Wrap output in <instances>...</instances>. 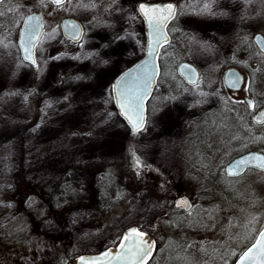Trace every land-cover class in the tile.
Segmentation results:
<instances>
[{
	"label": "rangeland",
	"instance_id": "obj_1",
	"mask_svg": "<svg viewBox=\"0 0 264 264\" xmlns=\"http://www.w3.org/2000/svg\"><path fill=\"white\" fill-rule=\"evenodd\" d=\"M108 2L111 0H105V3ZM205 2L212 4L213 11L223 9L228 15L200 13L199 7ZM118 3L125 8L128 6L126 0H118ZM186 4L197 8V11L186 10ZM63 9L77 16L83 22L88 36L95 39H86L85 47L81 48L74 42L64 40L59 32L44 51H37L38 59L64 54L60 59L48 60L42 74L35 66L17 71L10 50L0 43V178L16 183L20 192L26 191L28 178L33 187L27 192L28 196L36 198L35 206H29L31 211L25 208L27 212L9 204L8 195L0 191V201H3L0 203V264H56L59 263L63 247L69 253L99 250L109 241L116 243L123 228L135 222L141 223V228L156 231L157 218L168 213L164 206L156 202L162 201L165 193L164 187L159 186L160 178L156 176V169L157 172L172 173L178 191L189 196L193 203L191 212L176 214L178 218L175 222H179V225L169 227L174 229L171 233L174 241H180L172 253L176 264H225L226 260L229 264L233 258L230 251L240 250L242 241H249L254 234L252 228L259 229L263 224L264 195L252 194L246 184L254 182L255 188H264V175L249 172L241 178L223 179L224 174L219 172L233 155L224 159L231 152L227 149L228 144L216 152L210 142L201 140L195 148L186 150L187 141H182L188 132L184 128L185 122L197 113L215 108L219 100L217 96L207 94L200 103L197 100L201 98L192 88L181 85L183 91L186 87L192 90L176 95L180 99L164 98L174 96L167 87L170 77L168 71L169 67L175 68L178 60L193 58L200 65L208 88L212 89L217 83L216 73L224 55L229 56L233 52V58L242 60L253 73L250 89L264 92V54L257 52L254 45H247L252 29L258 28L264 33V0L180 2L178 18L170 26V29L179 31L173 34L172 41L161 52L163 67L169 66L160 77V86L165 92L156 91L152 94L147 103V130H141L140 133L131 131L123 116L116 124H101L105 105L99 99L93 102L91 97L85 102L76 87L79 81L69 79L64 85L56 82L65 76L77 75L85 67L94 70L91 58L77 59L75 54L85 49L91 51L92 48H99L101 36L111 31L106 26H96L93 20V16L99 18L104 15L103 8L99 11L83 8L69 11L66 5ZM251 12L253 23L250 21ZM240 13L242 17L248 14L249 22L238 38L239 43H236L234 39H228L234 29L227 27L230 16L236 17ZM115 15L119 17L118 13ZM58 18L55 17L54 23L58 22ZM21 19L20 12H0V41L6 36L17 39V21ZM45 19L46 31L56 28L54 23H50L54 20L49 17ZM121 23L127 27L126 20H118L117 31ZM132 29L142 32L143 22H134ZM205 41L207 44L203 43ZM254 60L257 61L256 66L252 65ZM132 63L122 61L120 67L123 69ZM248 84L245 82L242 88ZM25 92L31 93L28 96L29 103L28 98L25 99L21 94ZM69 92L72 93L71 107L59 99ZM50 100L53 103L49 104ZM34 128L36 131H33ZM248 128L241 134L249 131L256 139L247 138L243 144L233 148L250 144L256 146L259 139L264 141L263 126ZM228 131L227 139L233 138L235 131ZM129 155L132 160L139 156L150 167H142L143 170L136 175L126 176L121 171L125 179L117 182L119 185L116 187L114 182L111 183L109 196L113 202H106L110 203L108 208L98 199L96 187L84 191L77 189L73 200H62L58 191H52L48 181L52 170H56L58 165L81 167V171L99 167L107 171L103 174L108 175L114 173L113 170L125 160H130ZM257 180L260 182L256 183ZM70 183L72 185L73 181ZM5 185L0 181V186ZM150 193L156 195L157 200L148 197ZM51 203L54 205L52 211ZM58 204L60 207H57ZM68 204L72 207L69 213L66 210ZM56 213L62 217L51 219L50 215ZM67 216L71 220L66 221ZM172 216L176 218L174 214ZM166 218L158 225L162 248L168 247L166 223L169 220ZM49 220L54 223L49 224ZM253 220L254 223H250ZM167 256V253L162 252L148 264H170Z\"/></svg>",
	"mask_w": 264,
	"mask_h": 264
},
{
	"label": "snow or ice",
	"instance_id": "obj_2",
	"mask_svg": "<svg viewBox=\"0 0 264 264\" xmlns=\"http://www.w3.org/2000/svg\"><path fill=\"white\" fill-rule=\"evenodd\" d=\"M50 2L60 9L67 5L69 11H76L80 8L99 11L103 8L104 15L99 18L93 16V20L96 21V26H106L111 30L110 33L101 36L99 48H92L91 51L85 49V51L75 54L77 59L91 58L94 70L85 67L84 71L78 72L77 75L65 76L56 82L64 85L65 81L69 79L79 81L80 83L76 87L79 89V94L83 95L85 102L89 97L93 102L99 99L105 105L102 110L101 124H116L122 115L131 124V131L136 133H140L141 130L146 131L148 120L145 101L152 94L153 86L157 83L159 75L158 49L162 45L169 44L171 40L169 23L178 18L180 9L177 3L171 2V0L167 3L154 2V0H126L128 6L125 8L118 3V0H111L108 3H105V0H87V2L85 0H50ZM45 6V0H40V7ZM19 7L17 5V8ZM184 8L188 11H197V8L192 5L186 4ZM199 12L210 15H228L223 9L219 12L213 11V6L209 2H205L199 7ZM116 13L119 14V17L115 15ZM118 20H126L127 27L121 23L119 31H117ZM136 21L146 22L147 26L142 32L132 29V24ZM17 23L19 25L16 29L17 39L12 40L6 36L3 41H0L6 49L10 50L16 62L17 71L23 67L35 66L42 74L47 68L48 60L60 59L64 54L50 56L48 59H38L37 51H44L45 46L55 39L61 28L65 36L81 48L85 47L86 39H95V37L88 36L84 25L72 18L63 20L62 25H57L52 31H46V21L42 11L30 12ZM171 31H175V29H171ZM257 39L260 46L264 47V35H258ZM203 43L207 44L206 41ZM133 60L137 62L131 67L121 69L122 61L132 63ZM184 69L188 70L187 79L195 85V91L201 97L205 96L206 94L200 87L201 78L193 66L184 65L181 70ZM232 83L239 87L238 80H234ZM190 90L192 89L187 87L184 89L186 92ZM21 94L27 99L31 93ZM71 97L72 93L69 92L67 95L60 96L59 99L64 100L71 107ZM164 99L176 100L180 97L171 96ZM197 102L202 103L203 99ZM48 103L51 104L53 101L50 100ZM248 103L253 108L256 107L255 100H249ZM109 105L111 107H107ZM261 117H264V112H261L256 119L260 120ZM121 126L123 127V125ZM33 131L36 129L34 128ZM252 164L264 169V154L249 153L246 156H241L238 160L229 163L225 171L226 173H236L247 169ZM135 167L139 172L140 168L150 166L145 165L142 159L136 156ZM27 202L30 207H33L36 198L28 196ZM8 203L11 204V202ZM57 207L60 205L58 204ZM41 214L43 215V212ZM48 223L52 224L54 221L49 220ZM250 223H254V220ZM252 232L254 235L246 247L238 251H230V255L238 257L232 261V264H264V227L252 228ZM117 246L119 250L113 251V247ZM154 246L155 241L148 238V233L139 226H131L118 238V245L114 244L113 247L107 248L98 255H81L79 260L81 264H146L152 255ZM225 264H227V260Z\"/></svg>",
	"mask_w": 264,
	"mask_h": 264
},
{
	"label": "flooded vegetation",
	"instance_id": "obj_3",
	"mask_svg": "<svg viewBox=\"0 0 264 264\" xmlns=\"http://www.w3.org/2000/svg\"><path fill=\"white\" fill-rule=\"evenodd\" d=\"M154 1H166V0H154ZM172 1L177 3L178 8H179L180 2L185 1V0H172ZM45 4H46L45 7H40V0H0V12H4L6 14L20 12V15L23 17V16L30 14V12L42 11L44 13V19L46 17H49V19L54 20L55 17L56 18L59 17L57 23H54L55 20L50 21V23L51 24L54 23L55 26L61 25V20L68 15V16H73V17L77 18L81 22V24L83 25V22L77 16L72 15L71 13H68L64 9L57 8V6L54 3H51L50 0H45ZM17 5H19L20 7L17 8ZM10 9H12V10L10 11ZM45 21H46V19H45ZM250 21L253 23V12L250 13ZM173 22L169 23V29H170V26L173 24ZM248 22H249V15L248 14H246L243 17L241 15V13L239 14V16H236V17L230 16L227 28H233L234 30L231 32L232 36L231 37L229 36L228 39L229 38L234 39V41L236 43H239L238 38L241 37V32L243 31V29L244 30L246 29ZM143 24H144V29H145L147 26L146 22H143ZM178 31H179V29H176V28H175V31H171V29H170V32H169V35L171 37L170 42L173 39V34L175 32H178ZM255 31H258V28H256L254 31H253V29L251 30L250 35L248 36L249 38H248L247 45L252 44V46L253 45H254V47L256 46L253 42V33ZM259 31H261V30H259ZM59 32H60V34L64 40H67L68 42H73L70 38H67L65 36V34L62 31V28L59 30ZM263 35H264V33H263ZM165 46L166 45H162L161 48L158 49L159 55L157 57V64H158V69H159V75L157 77V83L153 86L152 94L156 91L157 92H165L164 88H162L160 86L161 74L163 73L164 70H166L169 67V66L163 67V62H162V59L164 60V58H163L161 52ZM234 47H235V45L233 44V48ZM229 48H230V45L227 48V52H228ZM255 49L257 52L264 54V52L260 51L257 47H255ZM234 55H235V52H233L232 54L229 53V56L224 55V58H223L222 62L220 63V67H219V69H217L218 70L216 73L217 83L215 85H213L214 87L212 89L208 88V85L206 84L205 80L203 79L204 74H203V71H202L200 65L195 60H193V58H184L188 61H191L198 68L197 71H199V77L201 78L200 87L203 89V92L206 95L207 94L208 95L209 94L215 95L219 98V100H217L218 105L215 108L213 107V108H210L206 111H202L200 113H197L185 122L184 128H186V130L188 129V132L182 141L183 142L187 141L186 150H188V148H190V147H192L191 148V150H192L193 148H195V146L199 145V142L201 140H202V142H203V140H205V141H207V143L210 142V144H212V146H214V149L216 152H219L221 149H223V148H225V146H227L226 144H228L227 149L228 150L230 149L234 153H233L232 157L229 160H227V162L224 164L223 170H221V172H219V174L220 173L224 174L222 176L223 179H225V178H233V179L241 178V177L246 176L245 175L246 173L252 172V170L264 172L263 170L260 171L259 169H256V168H253L250 166L247 169L240 171L237 174H229V173H226V171H225L226 164L231 159H233L234 157H236L242 153H245L247 151H250V150H255V149L260 150L258 147L249 148V147H247L248 145L239 146V148H233V146H235V145L237 146V145L243 144V142L247 141V138L253 137L256 139L255 135H253L252 132L247 131L246 134L244 133L243 135L241 133H243L246 128L249 130L248 127H250V128H255V127H259V126L264 127V119L260 122L259 121L256 122L253 120V115L259 110V108L264 107V92H255L254 89L253 90L250 89L251 88L250 83L252 81L253 73L248 68V66H246V64L242 63V60H237V59L233 58ZM180 60H183V58ZM180 60H178L177 63ZM177 63H176V65H177ZM256 64H257V61L254 60L252 62V65L256 66ZM176 65H175L174 69L169 67L168 72H169L170 77H169L168 84H167V87L169 88V92H172V94L174 96H176L180 92H184L180 88L181 85H184V86L192 88L194 90L195 94L197 95V97H200L201 99H203L204 96L201 97V95L195 91V85L184 81V78L178 72H176L177 71ZM129 66H126V67H129ZM229 67H235L236 69H238L239 73L242 76L243 81H242L239 88H233L230 85V84H233L232 78H233L234 74L227 72V68H229ZM123 69H125V68H123ZM245 82L249 83V84L247 85L246 88H242L243 85L245 84ZM217 93H219V94L217 95ZM152 94L146 100V103H145L146 112H147V106H148L147 103H149V101L152 97ZM225 98H227V99H225ZM249 100H255L256 101V107L255 108H253L248 103ZM197 101H200V99H198ZM230 129H233L235 131V135L233 138L227 139L226 134L229 133L228 130H230ZM253 146H254V144H253ZM261 151H263V150H261ZM231 153L232 152H230L228 154V157L231 155ZM186 156H187V154H186ZM225 158H227V156L224 157V159ZM158 172L161 173L162 176H164L161 180V182H162L161 187L162 186L165 187V185H167L168 181H169V180L167 181V179H166L167 175H170L171 178L173 179V176L171 175L172 173L165 174L162 171H158ZM250 183L246 184V187H247L248 191L252 192L253 189L251 190L249 187V186H252V182H250ZM169 186H171V184ZM174 186L175 187L173 188V190H174V192H176V194L173 195V198L171 201V206L177 210H180L181 212H185V213L189 212V211L191 212L192 208H190L189 211H184L181 208L173 206L174 197L177 196L178 194H180L176 185H174ZM191 202H192V200H191ZM192 207H193V205H192ZM147 230L150 231L148 228H147ZM150 232L152 233V231H150ZM155 240H156V238H155ZM156 250H157V241H156L155 251ZM155 251H154V254H155ZM192 251H193V249L190 251V253ZM162 252L168 254V256L166 258L170 264H176L175 258H173V254H172L175 251L174 252L172 251V253L169 254V251L164 249ZM236 257L237 256H233V258L231 259L229 264H232V261H234L236 259ZM152 258H153V256H152ZM191 264H195V263L192 262Z\"/></svg>",
	"mask_w": 264,
	"mask_h": 264
},
{
	"label": "trees",
	"instance_id": "obj_4",
	"mask_svg": "<svg viewBox=\"0 0 264 264\" xmlns=\"http://www.w3.org/2000/svg\"><path fill=\"white\" fill-rule=\"evenodd\" d=\"M27 102L28 103L30 102V97L27 99ZM259 140H260L259 144H257L256 146L255 145L253 146V144H250L247 147H249V148L258 147L259 149H260V147H262V149L264 150V141H262L261 139H259ZM231 152H232L231 153V155H232L234 152L233 151H231ZM129 156H131V155H129ZM129 158H130V160L129 159L125 160V162L120 167H116L113 170L114 173L111 172L110 174L108 173V175L103 174L107 171L102 170L99 167L96 169H93L94 168L93 167L92 170L88 169L87 171L83 170V171H85V172H83L80 170L81 167H79V168L75 167L74 168V167H71L69 165L68 166L58 165V166H56V170H52V172H51L52 174H51V176H49L50 178L48 181H49L50 185L52 186V191H58L60 193L59 196L61 197L62 200L64 198H68L69 200H73L72 196H74V193H75V195H77V192L79 189L81 191L82 190L84 191V190H90V189L92 190L96 187V189H98V195H99L98 199H100V201H102V203H103L102 205L104 207L108 208L110 203H106V202L107 201L113 202V198L111 199V196H109V192H110L109 189L111 188V183L114 182V187H116L118 184L117 182H122L123 179H125V176L122 174L121 171L125 172L126 176H127V174H130V175L135 174L136 175L137 173H139L137 171V168L135 167V158L133 160H132V156ZM227 158H228V156H227ZM18 162L20 163L22 161H18ZM142 170L143 169L141 168L139 171L141 172ZM252 172L258 176L264 175V172H259V171H255V170H252ZM149 174H151V173H149ZM156 176H159V178H160L159 186L161 187V183H162L161 180L164 176H162V174H159V172H157V169H156ZM146 178L147 177H145V179ZM166 179H167V181L169 180L168 184L169 185L171 184V186H169L168 184L165 185V187L163 188V189H165L163 191L165 193H164V196L162 198V201L158 200L156 202L161 204L162 206H164L166 208V210L168 211V213L164 216L162 215V216L157 218V222L155 224V227H157L156 231L152 232L153 235L155 236L154 238H156V241H157V250L155 251L154 256L161 254L164 249L168 250L169 254H171L172 251L174 249H176V247L180 243V241L178 239H175V241L177 243L174 241V237L171 236V233L174 229H172V228L170 229L169 227L179 225V222H175V219L177 220V218H178V217H176L177 213H179V215H182L185 213V212H181L180 210H177L171 206V201H172L173 195L176 194V192H174V190H173V188L175 187L174 185H176V183L174 182V180L171 178L170 175H167ZM0 181H3V183H6L5 187L0 186V191L5 193L6 195H8V199H9L8 201L11 202L12 206L14 205L15 207H19V209H21V210H26L25 208H27L28 211H31L29 208V203L27 202V198H28L27 192H30L33 187L29 183L30 180L28 178L26 180L27 185L25 188V190H26L25 192H20L16 183H13L12 181L4 180L2 178H0ZM70 181H73L72 185H71ZM153 181L156 184L157 181L155 178H153ZM255 182L258 183L260 181L257 180ZM78 184H80L79 188H78ZM73 186H74V189H73ZM85 186H89V187H85ZM249 187L250 188L253 187V191H252L253 194H257L260 196L264 195V188L258 187V186H256V188H255L254 182H252V186H249ZM71 188L73 189L72 192H71ZM146 194H149V193L146 192ZM155 196L156 195H154L153 193L152 194L150 193V195L148 197L153 198V200H157V198ZM53 206L54 205H52V203H51V205H50L51 211L54 208ZM67 206L68 207H66V210L69 213V209H71L72 207H70L69 204ZM172 214H174V216L176 218H173ZM50 216H51V219H54V220H57V218L62 217L61 214H57V213H56V215H50ZM165 218L167 219V221L169 220V222L166 223V226H168V229L166 232L167 233L168 247L162 248V242H161L160 238H158L159 237L158 225H160L159 222L160 221L163 222V219H165ZM69 220H71V217L67 216L66 221H69ZM260 223H261V220L258 222V224H256L257 227L260 225ZM133 224H136L139 227L143 226L141 223L138 224V222H135ZM115 238H113V239H115ZM50 240H52L51 236H50ZM115 241H116V239H115ZM41 243L45 244V242L42 240H41ZM248 243H249V241H246V242L242 241V243L240 244V247H239L240 250L243 249L245 246H247ZM110 244H113V240L111 242L109 241V243H106L103 247L110 245ZM103 247L99 248V251ZM84 251H88V250L85 249ZM93 251H98V249H94V250L91 249L90 250V252H93ZM82 252L83 251H79V252L74 251L73 253H69L68 249L63 247V251L60 252V253H62L61 257H59V259H58L59 263H56V264H67L75 255L80 254ZM32 264H35V263H32Z\"/></svg>",
	"mask_w": 264,
	"mask_h": 264
},
{
	"label": "water",
	"instance_id": "obj_5",
	"mask_svg": "<svg viewBox=\"0 0 264 264\" xmlns=\"http://www.w3.org/2000/svg\"><path fill=\"white\" fill-rule=\"evenodd\" d=\"M154 2H165V3H167V2H170V0H166V1H154ZM171 2H173L172 0H171ZM68 18H72V19H76V20H78L77 18H75V17H73V16H66V17H64L62 20H61V25H62V21L63 20H65V19H68ZM79 21V20H78ZM80 22V21H79ZM81 23V22H80ZM258 35H263V33L261 32V31H255L254 33H253V42H254V44L256 45L255 47H257L260 51H262V52H264V47H261L260 46V42H259V40L257 39V36ZM137 61H135V62H133V64L134 63H136ZM184 65H192L193 66V68H194V70H195V72L196 73H198V75H199V71H197L198 70V68L191 62V61H188V60H186V59H183V60H180L178 63H177V65H176V72H178L183 78H184V81H186V82H189L190 83V81L187 79V75H188V70L187 69H184L183 71L181 70L182 69V67L184 66ZM132 65H130L129 67H131ZM227 72H230V73H233L234 74V76H233V81L234 80H238V83H239V87H240V85H241V83H242V81H243V79H242V76H241V74L239 73V70L238 69H236L235 67H229V68H227ZM231 85V87H233V88H239V87H236V86H234V84H230ZM145 103H146V101H145ZM118 107V106H117ZM261 112H264V107H262V108H259V110L253 115V120L254 121H256V122H260V121H262L263 119H264V117H261V119L260 120H257L256 119V117L261 113ZM122 116V115H121ZM125 120H126V118H125ZM127 121V120H126ZM128 123V122H127ZM129 124V123H128ZM128 126H130V129H131V124H129ZM249 153H253V154H255V153H262V154H264V152L263 151H261V150H257V149H255V150H250V151H247V152H245V153H242V154H240V155H238V156H236V157H234L233 159H231L227 164H226V168H227V166H228V164L229 163H231L232 161H234V160H238L241 156H246V155H248ZM250 167H253V168H256V169H259L260 171L261 170H264V169H260L258 166H256L255 164H252V165H249ZM240 171H238V172H236V173H229V174H237V173H239ZM186 201V202H185ZM192 202H191V199H190V197L189 196H187L186 194H184V193H180V194H178L177 196H175L174 197V200H173V206H175V207H178V208H181L182 210H184V211H189L190 210V208H192ZM131 226H137V225H130V226H128V227H131ZM128 227H126V228H123L124 230L122 231V233H121V236H122V234L127 230V228ZM261 227H264V222H263V225L261 226ZM260 227V228H261ZM142 229V228H141ZM143 231H145L146 233H148V238L150 239V240H154L155 241V246H154V248H153V251H152V255H153V253H154V251H155V249H156V240H155V238H154V236H153V234L152 233H150L149 231H147V230H144V229H142ZM120 236V237H121ZM116 245H118V241L115 243ZM114 246V244H111V245H108V246H106V247H104V248H102V249H100V251H96V252H85V253H80V254H77V255H75L67 264H81V261L79 260V256H81V255H85V256H94V255H98L100 252H103V251H105L107 248H109V247H113ZM117 250H119L118 249V246L117 247H113V251H117ZM152 255L149 257V259L150 258H152ZM148 259V260H149ZM236 259H238V257H236ZM235 259V260H236ZM148 260H147V262H148ZM146 262V263H147Z\"/></svg>",
	"mask_w": 264,
	"mask_h": 264
}]
</instances>
